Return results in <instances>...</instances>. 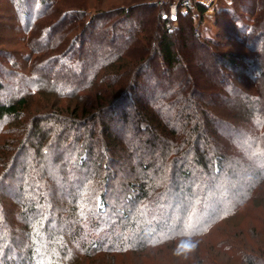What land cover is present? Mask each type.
Listing matches in <instances>:
<instances>
[{
    "label": "trees",
    "instance_id": "1",
    "mask_svg": "<svg viewBox=\"0 0 264 264\" xmlns=\"http://www.w3.org/2000/svg\"><path fill=\"white\" fill-rule=\"evenodd\" d=\"M110 1L91 22L70 3L56 20L42 17L28 32L25 76L4 75L9 83L33 76V94L48 93L54 100L45 96L43 105L31 107L32 94L20 93L0 103V196L22 173L15 192L27 199L18 212L0 201V264H67V258L104 264L106 256L138 264H264V3L255 6L260 16L245 32L246 42H254L250 56L217 52V46L199 71L189 68L193 80L178 54L180 40L206 53L214 41L192 30L178 35L166 29L169 11L156 14L151 26L140 24L144 14L135 17L133 11L147 0ZM152 1L145 8L158 11ZM195 11L201 18L207 8L198 4ZM231 14L214 9L215 25L220 16L237 23ZM182 16L172 19H185L192 29ZM94 29L99 34L85 38ZM57 32L65 33L52 38ZM118 37L126 47L109 56L89 54L91 65L74 54L88 39L118 46ZM237 62L244 67L237 69ZM220 65L240 77L231 84ZM50 67L58 71L55 78L47 77ZM203 80L211 83L204 94L198 89ZM6 88L0 81V93ZM166 92L172 102H163ZM128 125L134 144L128 154L142 176L140 185L123 186L119 209L110 202L116 179L106 169L112 154L120 158L113 143ZM103 141L113 148L101 153ZM49 162L55 175L45 169ZM52 187L60 193L52 194ZM135 190L141 195L134 196ZM171 192L181 197L180 207L169 205ZM242 211L244 223L229 227ZM182 241L197 246L178 256Z\"/></svg>",
    "mask_w": 264,
    "mask_h": 264
},
{
    "label": "rangeland",
    "instance_id": "2",
    "mask_svg": "<svg viewBox=\"0 0 264 264\" xmlns=\"http://www.w3.org/2000/svg\"><path fill=\"white\" fill-rule=\"evenodd\" d=\"M175 0H157L156 5L159 8V10L156 11L152 9V11H148L147 8L149 5L153 4L152 0H147L144 2L145 7L141 6L140 8H135L133 13L135 14V17H138L140 14H144L143 19L139 22L140 24H144L145 26H151L154 23V18L156 17V14L158 13H165L169 11L170 6L174 3ZM236 6L234 8L233 6V0H216L212 9L207 10L204 17H199V15L196 14V11L193 9L191 10L192 13L189 17V15H183L188 16L186 19L187 21L192 22L191 28L189 23L184 24L185 19H178L177 21H173L172 17H169V20H166L165 22V28L170 31L183 32V30L188 29V32L192 30L193 33L199 35L201 40H210L214 41L216 45H212L209 47V52L206 53L203 51V49H196V46H193L191 44H184L183 41L180 40L179 47H178V54L180 55V58L183 60L184 66L188 68V71L190 75H187V77H191L194 80V76L191 74L190 70H200L199 66L205 65V60L208 61L211 60L207 57L208 54H212V52H215V47L219 46V48L216 50L217 52H225L230 53L232 55H239V56H246L247 54L252 53V46L254 45V42L247 39V42L245 40L246 33L249 29H253V26L256 22V18H258L260 15L259 13H255V6L261 5L264 3V0H236ZM65 3H70L71 7L78 10H85L87 13V16L89 17L90 22L95 16V13L97 10H106L107 6H109L112 2L110 0H69V1H63V0H0V81L4 82L7 85V90L0 93V103H10L13 100H15L20 93L22 94H32L28 98V104L31 105V107L41 106L43 105L44 101L54 100V96L42 93L33 94L34 87L31 85L32 81H29L30 78L34 79L33 76H28L27 78L20 77L17 78L14 81H11L9 83V80H5V74H12L11 77H18V74L20 76H25V66L26 62L29 60V55L31 51H29L28 44L29 36L28 32H31L30 30L34 26V24H37V22L42 18L46 17V21L48 20V23L50 21L56 20V18L70 5L66 7ZM133 4V3H130ZM129 4V5H130ZM220 8H228L231 9L232 14L236 15L238 22L232 23L229 17L227 16H220L218 18L219 26L215 25V19H214V9H220ZM245 9L249 10V13L245 11ZM163 10V12H162ZM253 10V12H252ZM190 14V12H189ZM167 15V14H165ZM170 15V12H169ZM182 16L180 15L179 11H177V17ZM182 16V17H183ZM120 19V17L118 18ZM41 21V20H40ZM39 21V22H40ZM169 21V22H168ZM231 21V22H230ZM89 22V23H90ZM82 21L79 26L75 25L74 30H78L80 27H82ZM170 26L167 28V26ZM186 25V26H185ZM79 27V28H78ZM180 27V28H179ZM150 29L152 27H149ZM99 34L97 29H94L91 33L87 32L86 37L89 36L92 33ZM186 32V31H184ZM239 32H242L239 33ZM65 32H57L56 34L52 36V38H58V36L63 35ZM75 32H71L69 37L74 35ZM98 36V35H97ZM105 36L107 39H110L111 32H105ZM247 37V36H246ZM122 38L118 37V46L113 45H105L101 44V40L93 41L92 39H88L86 46L84 49L80 51H74V54L79 55L82 60L89 63L90 65L92 62H89V54L96 53L100 56L102 55H111L115 52L121 51L126 47V43L121 40ZM92 40V41H91ZM96 40V39H95ZM121 40V41H120ZM219 40V41H218ZM249 40V41H248ZM37 42V41H36ZM33 43V41H32ZM39 45V43L37 42ZM78 44V42H77ZM263 49H264V41L262 40ZM33 45V44H32ZM79 46V45H78ZM41 47V46H40ZM261 46L258 45V48ZM115 49V50H114ZM207 54V55H206ZM250 55H247L249 57ZM211 57V56H210ZM41 60V59H39ZM215 60V59H214ZM37 62V60H35ZM24 65V66H23ZM42 65V64H41ZM40 66V65H37ZM207 66V65H206ZM237 69H241L244 67L243 63L237 62ZM18 68L21 69V71L18 70ZM27 68V67H26ZM45 68V66H44ZM50 70L48 71L47 77H53L55 78L58 71H54L52 67H50ZM190 68V70H189ZM27 70V69H26ZM236 70V69H235ZM46 71V72H47ZM219 71H222L225 77H229V82L234 83L237 78L240 77L238 74V71H228L227 69H224L223 65L219 66ZM161 72V71H160ZM27 73L29 71L27 70ZM67 73V71H65ZM188 74V73H187ZM228 79V78H227ZM202 82V83H201ZM199 83L198 89L201 93H206L203 91L204 89L208 90L211 86V83L208 80H203ZM204 82V83H203ZM144 81H142L143 85ZM173 83V82H172ZM231 83V84H232ZM174 85V84H172ZM48 87V90L50 89V85L46 86ZM170 89V86L168 85L163 90ZM163 90L161 91L160 95H162ZM43 91V90H42ZM45 91V90H44ZM45 93V92H44ZM167 95V92L165 94V97L163 102L168 103L171 101L172 96ZM45 96H50L45 98ZM148 96V92L145 91L143 93L142 99L145 100V107H147L149 104L148 101H146ZM172 102V101H171ZM63 104L66 103H62ZM148 104V105H147ZM192 108V107H191ZM152 110V108L150 109ZM130 122V121H129ZM142 126L144 124H141ZM145 126V125H144ZM128 127L122 128L119 134V140L117 139L116 143H113V146L119 145L116 150L118 151V154L120 158L114 157L112 154L111 162L105 161L106 163L109 162L108 167L106 169L107 174H110L111 178L116 179V181L113 183L112 191L114 189V195L113 198L110 200L113 207L117 206L119 209L122 208V205L120 204V201L122 200V195H124L125 192V186L127 184L138 186L139 178L142 176L141 168L138 165V161L135 160L134 156H129L128 149H133V141L129 140L128 136ZM113 146H110L109 143L106 141H103L101 145V153L107 152L110 150V147L113 148ZM122 149V150H121ZM117 154V153H116ZM107 156H110V154L107 153ZM31 159V158H30ZM108 160V159H107ZM148 160V159H146ZM104 162V163H105ZM28 171V166H26ZM30 169V167H29ZM45 169L47 172H51L52 175H55L57 171H55V167L53 162L48 163V165H45ZM59 170V168H56ZM31 171V170H29ZM72 175V174H71ZM70 175V176H71ZM23 174L20 173L16 178L15 181L10 183V190L0 196V201L3 202V205H5V208L11 211H17L16 209L18 207L22 208L24 204L26 203V198L22 199V197H16L15 189L19 186V183L23 181ZM69 176V177H70ZM75 176V175H74ZM25 177V176H24ZM73 179V176L71 177ZM70 179V178H69ZM112 179V180H113ZM242 181V180H241ZM71 185V182H68L67 187ZM124 186V187H123ZM71 188V187H70ZM69 188V189H70ZM53 189V187H52ZM55 189L58 190V187H55ZM52 194L58 195L59 193L53 190H50ZM109 192L112 194V192L109 190ZM136 193L141 194L139 190L134 191ZM51 200L54 202L56 198L53 196ZM56 203L59 202V200L55 201ZM175 204H178L179 207L181 206V197H179V194L174 195V192H171V195L169 196V205L174 206ZM125 206V205H124ZM60 207V206H59ZM171 207V206H170ZM61 210L65 209L64 204L60 207ZM171 209V208H169ZM18 212V211H17ZM241 217L233 219L231 223H229V227H234L237 224L244 223L245 215L243 211L241 212ZM11 230H13L14 225L10 226ZM260 227V226H259ZM258 227V228H259ZM6 230H9L8 228ZM8 232V231H7ZM249 235V239H252V231H247ZM26 245V244H25ZM72 249L69 248L68 253H70ZM91 254H93V251H91ZM71 257V256H69ZM106 263L104 264H138V262L134 259H122L123 257H118L115 259V257L106 256ZM67 264H77L78 260L67 258ZM119 260V261H118ZM118 261V262H117ZM232 264V263H230Z\"/></svg>",
    "mask_w": 264,
    "mask_h": 264
},
{
    "label": "built area",
    "instance_id": "3",
    "mask_svg": "<svg viewBox=\"0 0 264 264\" xmlns=\"http://www.w3.org/2000/svg\"><path fill=\"white\" fill-rule=\"evenodd\" d=\"M174 3L170 6L169 12L170 17H177V11L180 15H187L191 10H196L198 4L203 5L207 10L212 9L215 0H175ZM206 14V13H205ZM167 28L170 26L166 25ZM139 195V193L134 194V196ZM141 195V194H140Z\"/></svg>",
    "mask_w": 264,
    "mask_h": 264
},
{
    "label": "clouds",
    "instance_id": "4",
    "mask_svg": "<svg viewBox=\"0 0 264 264\" xmlns=\"http://www.w3.org/2000/svg\"><path fill=\"white\" fill-rule=\"evenodd\" d=\"M196 246V242L182 241L175 249V254L179 256L194 251Z\"/></svg>",
    "mask_w": 264,
    "mask_h": 264
},
{
    "label": "snow or ice",
    "instance_id": "5",
    "mask_svg": "<svg viewBox=\"0 0 264 264\" xmlns=\"http://www.w3.org/2000/svg\"><path fill=\"white\" fill-rule=\"evenodd\" d=\"M173 19H175V17H173Z\"/></svg>",
    "mask_w": 264,
    "mask_h": 264
}]
</instances>
